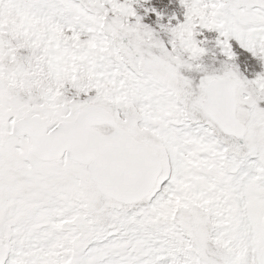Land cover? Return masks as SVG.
Segmentation results:
<instances>
[{
  "label": "snow or ice",
  "instance_id": "obj_1",
  "mask_svg": "<svg viewBox=\"0 0 264 264\" xmlns=\"http://www.w3.org/2000/svg\"><path fill=\"white\" fill-rule=\"evenodd\" d=\"M0 264H264V0H0Z\"/></svg>",
  "mask_w": 264,
  "mask_h": 264
}]
</instances>
